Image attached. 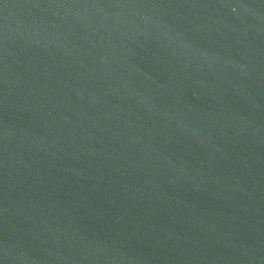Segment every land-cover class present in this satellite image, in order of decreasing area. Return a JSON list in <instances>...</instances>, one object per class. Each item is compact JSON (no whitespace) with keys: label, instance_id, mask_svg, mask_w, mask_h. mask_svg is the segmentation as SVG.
<instances>
[{"label":"water","instance_id":"1","mask_svg":"<svg viewBox=\"0 0 264 264\" xmlns=\"http://www.w3.org/2000/svg\"><path fill=\"white\" fill-rule=\"evenodd\" d=\"M0 264H264V0H0Z\"/></svg>","mask_w":264,"mask_h":264}]
</instances>
